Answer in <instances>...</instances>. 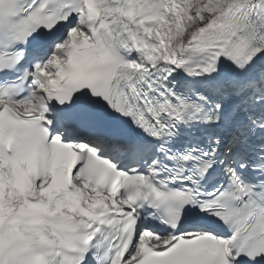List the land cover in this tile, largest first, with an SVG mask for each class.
Wrapping results in <instances>:
<instances>
[{
    "label": "snow or ice",
    "instance_id": "1",
    "mask_svg": "<svg viewBox=\"0 0 264 264\" xmlns=\"http://www.w3.org/2000/svg\"><path fill=\"white\" fill-rule=\"evenodd\" d=\"M0 264H264V0H0Z\"/></svg>",
    "mask_w": 264,
    "mask_h": 264
}]
</instances>
